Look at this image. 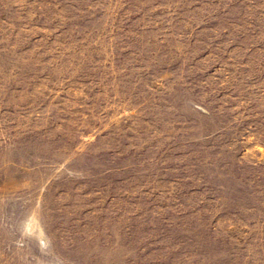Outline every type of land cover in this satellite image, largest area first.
<instances>
[{
  "label": "rangeland",
  "instance_id": "374dc122",
  "mask_svg": "<svg viewBox=\"0 0 264 264\" xmlns=\"http://www.w3.org/2000/svg\"><path fill=\"white\" fill-rule=\"evenodd\" d=\"M0 264H264V0H0Z\"/></svg>",
  "mask_w": 264,
  "mask_h": 264
}]
</instances>
